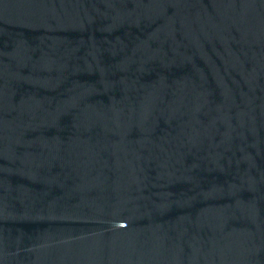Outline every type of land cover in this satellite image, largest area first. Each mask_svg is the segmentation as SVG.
Here are the masks:
<instances>
[{
	"label": "water",
	"instance_id": "1",
	"mask_svg": "<svg viewBox=\"0 0 264 264\" xmlns=\"http://www.w3.org/2000/svg\"><path fill=\"white\" fill-rule=\"evenodd\" d=\"M0 264H264V0H0Z\"/></svg>",
	"mask_w": 264,
	"mask_h": 264
}]
</instances>
